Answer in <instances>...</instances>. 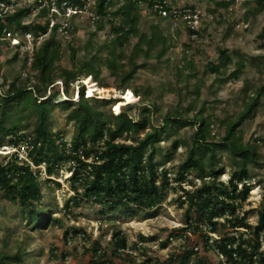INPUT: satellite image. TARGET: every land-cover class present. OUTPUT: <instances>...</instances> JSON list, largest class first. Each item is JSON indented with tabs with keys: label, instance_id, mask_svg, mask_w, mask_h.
Returning <instances> with one entry per match:
<instances>
[{
	"label": "trees",
	"instance_id": "1",
	"mask_svg": "<svg viewBox=\"0 0 264 264\" xmlns=\"http://www.w3.org/2000/svg\"><path fill=\"white\" fill-rule=\"evenodd\" d=\"M55 1L58 7L65 1L73 3L78 9H82L84 4V0ZM154 1L94 0L89 10L97 19L92 23L94 32L89 35L88 41L90 43L97 32L104 31L105 24L109 25L107 40L93 53L87 52L89 57L80 61L78 66H72L71 69L58 65L63 40V36L57 31L58 25H54L48 32L47 18L46 24L37 22L38 18L46 16L47 9L43 8L39 11L37 21L32 28L21 27V20L24 15H28L29 9L23 7L12 14L0 10V30L5 28L14 32V29L22 35L29 32L34 39L46 35L34 50L32 61L28 66V69L34 73L35 81L19 83L18 79H14L10 82L3 80L0 84V133L3 134L1 140L8 138L5 142L14 147L19 143H25L27 156L32 165L37 167L44 164L48 176L57 175L64 164L73 162L68 171L71 173L69 184L75 193L63 206L66 212H70L72 206L86 202L102 208V215L118 210H122L127 215H138L142 212L148 214L163 204L167 189L175 183L172 190L180 193L176 200L177 205L179 208L187 207V215L191 211L195 215L194 220L186 219L185 227L178 229L175 234L181 237L185 233H190L196 238L185 237L183 246L170 252L164 260H155L154 264H189L193 255L192 247L197 244L200 245V253L192 264H220L215 262V257L210 254L212 247L208 245L206 236L199 231L200 226L206 224L211 228V232L219 237L213 244L225 257L226 262L231 263L230 250L235 245L232 250L237 253L240 260L232 264H253L255 256L257 264H264V251H260L258 242V237L264 232V189L261 202L255 211L257 222L254 226L246 220L248 213H243L242 217L236 213L255 185L249 180L247 166L256 165L258 157L254 148L242 145L235 136L242 123L251 118L259 97L264 92V86L249 98L243 111L233 120L225 123L227 125L225 133L219 142L213 141V138L209 139L208 117L203 116V106L191 116V119L187 120L183 114L174 112L166 114L162 121L155 125L149 113L151 108L152 111H156V106L147 105L143 100L138 102L137 106H141V109L138 116L134 117L128 113L133 105H126L125 108L129 110L122 109L115 115L109 109L106 113L102 112L97 106L100 101H94L93 96L85 98L82 86L78 87V101H71L73 93L69 95V86L82 77L98 80L101 68L116 77L119 89L125 88L131 76L140 68L133 58L141 54L142 58L147 60L154 44L156 42L163 44L164 37L159 26L161 21L167 19L160 18L153 11ZM234 1L236 0H222L219 5L227 7ZM254 1L259 10L264 8V0ZM8 3L9 0H0V4ZM142 8H147L160 19L159 23L150 26L149 36L139 33L137 28ZM167 9L172 10L174 7L168 6ZM190 10L193 11L192 8ZM114 19L117 22H114ZM67 33L68 36H73L75 28L70 27ZM186 33L189 42H193L190 35L194 33L197 38L199 30L193 32L186 30ZM135 38L138 41L132 47L129 56L130 70L128 73L117 74V60L122 62V52L118 53V50L122 51L131 46ZM263 38L264 29L259 35V39ZM142 45L145 49L141 48ZM67 46L70 50V58L73 59L75 51L71 46ZM165 50L162 47L154 56L155 59H160ZM234 56H237V53H234ZM22 59L23 66L26 67V60L24 57ZM231 64L233 61L228 51L218 50L216 61L207 64V69L210 73L219 75L221 69ZM243 69L244 66L238 61L228 75V79L239 80ZM56 82L61 83L67 100L52 104L51 101L59 96ZM133 92L137 94L135 90ZM101 103L103 108L110 105L109 101H101ZM55 105L66 113L65 122L74 126L69 142L64 141L63 135L59 132L52 133L48 127V114ZM13 107L29 110L35 115L31 133H21L14 123L5 126V122H11L8 115ZM188 110L190 108L186 111ZM185 126H197L191 136L190 145L174 140L170 143V148L161 155L159 148L161 139L168 140L170 130L176 134L177 129ZM67 145H69L68 149ZM179 146L187 147L186 157L174 179H171L163 166L171 161L172 152ZM217 151L225 152L234 167L225 184L219 181L224 171L217 167L220 162L216 155ZM4 156L7 158V155ZM191 171L194 175L190 179L188 175ZM195 181H199L200 184L197 186ZM184 182H187L189 189L182 186ZM52 184L59 186L56 182ZM0 198L20 207L33 230L54 223L59 224V221L51 217L48 210L40 208L42 190L38 173H34L25 162L19 161L15 153L0 163ZM219 219H224V223H220ZM228 227L246 229L249 238L242 240V234L235 238ZM226 228L228 231L224 232ZM114 231L109 240V249L100 247L97 241L91 243V247L86 250L90 256L87 264H132L129 252L137 250L138 244L132 243L129 246L122 233ZM175 234L167 235L160 247L166 248ZM262 236L264 240V233ZM227 245H230V250L227 249ZM14 260L20 259L0 253V264H10ZM148 263L151 264V261L147 260L140 264Z\"/></svg>",
	"mask_w": 264,
	"mask_h": 264
},
{
	"label": "rangeland",
	"instance_id": "2",
	"mask_svg": "<svg viewBox=\"0 0 264 264\" xmlns=\"http://www.w3.org/2000/svg\"><path fill=\"white\" fill-rule=\"evenodd\" d=\"M93 1L88 0L86 7H90ZM164 1L175 9L192 8L193 12L198 14V37L193 42H189L186 29L181 23L172 26L167 20L161 21L159 27L164 37L163 44L156 42L147 60L142 58L141 54L133 58L140 68L134 72L125 88L119 89L116 77L101 68L98 80L82 77L69 86V95L73 93L71 101H78H74L78 87H83V95L86 98L88 87L94 85L92 98L94 101H100L97 106L102 112L106 113L109 109L115 115L122 109L129 110L124 105H121L118 111H114L113 107L122 102L121 96L129 90L134 97V102L129 104L133 105L128 111L129 115L138 116L141 106L137 104L140 100L147 105L155 104L157 110L152 111L151 108L149 113L155 125H158L166 114L174 112L183 114L187 120L191 119V116L203 106V116L208 117L209 139L213 138V141L219 142L225 133L227 126L225 123L233 120L243 111L249 98L264 86V38L259 39L264 29V8L259 10L254 0H236L227 7L219 5L222 0ZM27 2L30 0L20 1L16 10L21 9ZM89 17L90 13H81L68 21L75 28V33L73 36L64 35L65 37L62 38L59 66L67 69H71L74 65L78 66L80 61L89 57L87 52L93 53L107 40L109 25L105 24L104 31L97 32L89 43V35L94 32V25ZM159 20L147 8H142L137 26L139 33L149 36L150 26L156 25ZM21 21V27L32 28L37 18L35 19L33 12L24 15ZM113 21L117 22L116 19ZM13 31L17 40L23 39L21 32L14 29ZM137 41L138 39L135 38L131 46L122 51L118 50V53L122 52V62L117 60V74L129 72L131 66L129 56ZM67 45L75 51L73 59L70 58ZM162 47L166 50L157 60L154 56ZM141 48L145 49V46L142 45ZM23 49L31 50L32 45ZM218 50H227L233 61V64L221 69L222 73L220 72L219 75L212 74L207 69V64L216 61ZM234 53H237V56H234ZM22 57L10 44L0 41V84L3 80L10 82L14 79H18L19 83L35 81L34 73L28 69V65L23 66ZM238 61L244 66L242 75L237 81L229 80L228 75ZM55 84H58L59 96L51 103H62L67 100L66 95L61 83ZM101 101H109L110 105L103 108ZM189 108L190 110L186 111ZM48 115V127L52 133L59 132L63 135L64 141L69 142L74 126L65 122L66 113L55 105ZM8 117L11 122H5V126L14 123L21 133H31L35 121L32 112L13 107ZM196 129L197 126L180 127L176 134L170 130L168 140L162 138L159 143L161 155L170 148V143L174 140L183 141L189 146L191 136ZM2 136L3 134L0 133V163L8 159L17 147H20L19 154L25 157L23 154L25 143H19L16 147L10 146L5 142L8 138L1 140ZM235 136L242 145L254 148L258 157L256 165L247 166L249 180L255 185L249 191L248 198L237 209L240 217L243 213H248L246 220L254 226L257 222L255 211L261 202L264 189V92L259 97L251 118L242 123ZM186 149L185 146H179L172 152L171 161L163 166L171 179H174L179 167L185 161ZM4 155H7V158H4ZM216 155L220 161L217 167L224 171L219 181L225 184L234 167L225 152L217 151ZM32 171L38 173V181L41 185L40 208L48 210L51 217L59 221V224L54 223L33 230L20 207L0 198V253L20 259L11 261L10 264H87L90 256L86 250L91 247V243L97 241L100 247L109 249V240L114 230L122 233L129 246L132 243L138 244L137 250L129 252L132 264H140L147 260L154 264L155 260H164L170 252L183 246L185 239L175 233L185 227L186 219H195L192 211L186 214L187 207L179 208L177 205L176 200L180 193L173 192L172 187L176 185L175 183L167 189L163 204L148 214L142 212L138 215H127L122 210H118L102 215V208L86 202H80L78 206H72L70 212H66L63 206L75 193L69 184L68 164H64L57 175L53 176L46 175L43 165L35 166ZM193 175L191 171L188 178L191 179ZM53 182L58 183L59 186L53 185ZM195 182L197 186L200 184L199 181ZM182 186L189 189L187 182ZM223 220L219 219V222L224 223ZM228 229L229 232L233 231L229 227ZM227 231L226 228L224 232ZM170 233L175 234L177 238L170 239L166 248L162 249L160 244Z\"/></svg>",
	"mask_w": 264,
	"mask_h": 264
},
{
	"label": "built area",
	"instance_id": "3",
	"mask_svg": "<svg viewBox=\"0 0 264 264\" xmlns=\"http://www.w3.org/2000/svg\"><path fill=\"white\" fill-rule=\"evenodd\" d=\"M20 1H29V0H9L8 4H0V10H2L3 13L12 14V12L16 10ZM87 1L88 0L83 1L84 4H83L82 9H78L77 6H75L73 3L68 2V1L61 3L60 6L58 7L55 0H30V2L25 3L23 7L29 9L30 12L28 13V15L34 12L35 18L37 17L41 9L43 8L47 9L46 16L38 18L39 20L38 22L42 25L46 24L45 20L47 18L49 20L48 32L51 30V28L54 25H58V29H57L58 33L60 34V36L65 37L64 35H68L67 31L70 29V27H73V25L71 23H68V21L76 18L78 14L90 13L89 18L91 19L92 22L95 19H97V17L89 10L90 7L93 6L94 1L90 7H86ZM120 1L123 2V0H120ZM168 6L169 5H167L164 0L162 1L155 0L154 5H153V11L160 18L167 19L172 24V26H177L178 23H181L183 27L187 30V32L197 31L199 17H198V14L195 13V11L193 12L191 10L175 9V8L172 10H168L167 9ZM44 37H46V35L39 36L37 39H34L30 33H26L25 35H23V39L18 38L17 40L16 34H14L13 32L5 28L0 30V41H4L6 42L7 45L10 44L11 47L15 48L17 52H19V54L25 58L26 64L28 66L30 65L32 61V54L34 50L39 46L40 42L42 41ZM190 38L191 40H194L196 39V35L192 33L190 35ZM28 45H32L31 50L29 49L22 50V48H27ZM68 146L69 145H67L66 147L67 149H68ZM19 151H20V147H17V150L15 149V151H13L12 154L15 153L19 161L25 162L27 165L30 166L31 169H33L35 166L32 165L31 161L29 160L27 156V146H25V151H23V154L25 157L20 155ZM42 165L44 166V164ZM72 165H73V162H69L68 168L69 166H72ZM70 176H71V173H70ZM46 178H49V177H46ZM238 187L240 188V185ZM236 213L238 214L237 211ZM210 229L211 228L206 224V225L200 226L199 231L206 236L208 245L212 247L211 255L215 257L216 259L215 262L220 263V264H232V262L239 261L240 259L237 256V253L232 250L233 248H235V245L232 246V249L230 245H227V249L229 250L231 249L230 250V257H231L230 262L231 263L226 262L225 257H223V255L220 254L215 249V246L213 244L214 241L219 239V237L215 233H212ZM232 230L233 231L231 232L232 233L231 235L234 236L235 238H238L240 234H242V240H245V238L249 237L248 232L244 228H238V229H232ZM236 232H239V233H236ZM262 234L258 237V242L260 244V251H264V240H263ZM187 236L191 237V239L196 238V236L192 234L190 235V233H185L182 237L185 239V237ZM192 249H193V255H192V258L189 264L194 263L196 260V256L199 255L200 253V248L198 244L194 245ZM253 264H257L256 256L253 257Z\"/></svg>",
	"mask_w": 264,
	"mask_h": 264
},
{
	"label": "bare ground",
	"instance_id": "4",
	"mask_svg": "<svg viewBox=\"0 0 264 264\" xmlns=\"http://www.w3.org/2000/svg\"><path fill=\"white\" fill-rule=\"evenodd\" d=\"M93 87H94V85H90L88 87V90H87V94L90 97L93 96L92 95L93 92H94V89H92ZM78 99H79V96H78V94H76L75 97H74V101H77ZM121 100H122V102H119L118 104H115L113 106L114 107V111H118L119 110V107L121 105L126 106V105H129L130 103L134 102V97L132 96L131 92L128 90L125 94H123L121 96Z\"/></svg>",
	"mask_w": 264,
	"mask_h": 264
}]
</instances>
